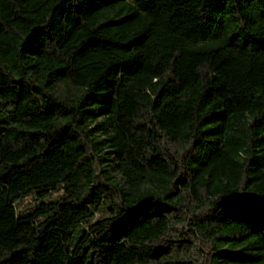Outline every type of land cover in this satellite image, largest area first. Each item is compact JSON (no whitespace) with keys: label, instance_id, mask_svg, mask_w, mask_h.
<instances>
[{"label":"trees","instance_id":"1","mask_svg":"<svg viewBox=\"0 0 264 264\" xmlns=\"http://www.w3.org/2000/svg\"><path fill=\"white\" fill-rule=\"evenodd\" d=\"M33 194L0 264H264V0H0V222Z\"/></svg>","mask_w":264,"mask_h":264},{"label":"rangeland","instance_id":"2","mask_svg":"<svg viewBox=\"0 0 264 264\" xmlns=\"http://www.w3.org/2000/svg\"><path fill=\"white\" fill-rule=\"evenodd\" d=\"M60 193L62 192L60 191L52 193L51 198L53 199L58 197ZM36 202L37 199L34 194L26 197L22 201L17 202L16 205H14L8 210L5 218L0 222V228L7 227L8 225H10L20 213L28 211L31 207L35 205ZM134 259L135 257L131 255L124 246H121L118 249L117 255L115 257V264H131ZM45 260L46 264H59L58 260L53 256H47Z\"/></svg>","mask_w":264,"mask_h":264}]
</instances>
